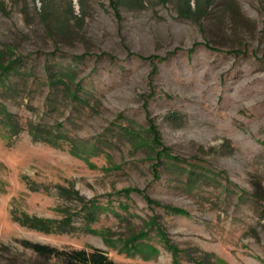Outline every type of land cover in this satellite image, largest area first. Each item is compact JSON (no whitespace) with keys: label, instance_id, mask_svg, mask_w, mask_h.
<instances>
[{"label":"rangeland","instance_id":"rangeland-1","mask_svg":"<svg viewBox=\"0 0 264 264\" xmlns=\"http://www.w3.org/2000/svg\"><path fill=\"white\" fill-rule=\"evenodd\" d=\"M121 1L0 0V52L26 55L28 71L0 85L19 122L0 124V264H60L25 242L98 248L118 264H264V0H207L198 23L179 16V0ZM46 66L70 67L89 105L51 86ZM148 120L172 155L222 175L156 177L122 129ZM38 124L55 146L33 138ZM133 189L142 194L122 193ZM21 214L69 218L74 231L30 230Z\"/></svg>","mask_w":264,"mask_h":264},{"label":"trees","instance_id":"trees-1","mask_svg":"<svg viewBox=\"0 0 264 264\" xmlns=\"http://www.w3.org/2000/svg\"><path fill=\"white\" fill-rule=\"evenodd\" d=\"M166 1V0H162ZM122 2L121 0L114 1L111 0V6L116 10L118 4ZM134 3L138 6L143 5V0H134ZM1 5V4H0ZM209 6V1L207 0H179L177 5V11L180 17L188 18L194 22H199L201 14H203L206 8ZM1 54H6L9 57L4 61L1 58ZM11 55V56H10ZM72 55L73 60H81L83 56ZM25 56L15 54L13 47H5V50L0 52V85L5 87V80L10 78V74L17 73L25 75L26 71ZM110 57V56H109ZM45 73L47 74L48 83L55 87L58 83H63L62 89L68 97L76 99L79 103L89 105L86 99H82L77 95V88H79V83L74 82V73L69 67L58 66L53 68V66H46ZM73 86V89L71 88ZM174 115V114H173ZM173 115H170L173 117ZM118 118H122L121 114H117ZM132 122V121H131ZM0 124L9 128L11 131L18 127V120L13 113H10L6 107L0 102ZM133 124V123H132ZM136 127V126H135ZM122 129L129 135L131 140V145L135 148L142 147L145 150L146 157L155 162L151 163V172L155 174L156 177L160 176L159 171L162 169H178V172H186L188 179L194 183H199L202 181L216 180V178L222 175V172L218 173L216 170L210 167V165L204 160L198 157L191 156L189 159L182 158L178 155H172L169 148L158 141V132L154 129V124L151 120H148V126L144 129L136 127ZM31 134H33L34 139L40 141L44 140L47 143L55 146V138L57 134L53 135L51 131L46 130L43 125H35L29 128ZM81 149L78 150L77 147H72L70 153L75 156H80ZM136 192L142 194L141 191L137 189L125 190L124 196L129 197L131 193ZM81 199V198H80ZM83 200V199H82ZM147 202L155 205L158 208L163 209L167 213L172 215H184L186 212L181 208H175L169 205H162L160 202L155 201L151 198H146ZM98 208L96 201L91 200L85 204V210L90 213V211H95ZM158 218V217H157ZM15 221L30 230H36L44 234L51 233H70L74 231L71 223V219L66 218L61 221L42 219L36 216H30L27 214H21L16 216ZM157 222L156 218L152 219V224L155 225ZM28 248L33 249L40 257L43 259H55L59 261L60 264H118L112 258H110L107 253L98 249L91 248L90 251L86 249H73V250H60L56 247L50 245H43L39 243H29L25 242ZM170 250L175 255V258L179 259V251L176 248L170 247ZM126 264V263H121Z\"/></svg>","mask_w":264,"mask_h":264}]
</instances>
